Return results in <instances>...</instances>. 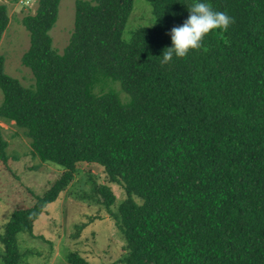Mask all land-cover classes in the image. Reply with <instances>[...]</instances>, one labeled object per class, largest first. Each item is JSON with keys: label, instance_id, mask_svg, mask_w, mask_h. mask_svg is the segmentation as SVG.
I'll use <instances>...</instances> for the list:
<instances>
[{"label": "trees", "instance_id": "1", "mask_svg": "<svg viewBox=\"0 0 264 264\" xmlns=\"http://www.w3.org/2000/svg\"><path fill=\"white\" fill-rule=\"evenodd\" d=\"M146 1L152 23L125 41L133 0H74L57 52L49 30L59 0H36L20 19L28 86L0 54V118L22 131L33 156L61 169L31 205L11 212L0 233L3 264H18L17 233L83 162L102 166L126 193L111 211L114 194L97 189L125 240V264H264V0H199L235 23L169 64L161 55L192 0ZM8 22L0 3V40ZM65 264L91 263L70 252Z\"/></svg>", "mask_w": 264, "mask_h": 264}, {"label": "rangeland", "instance_id": "2", "mask_svg": "<svg viewBox=\"0 0 264 264\" xmlns=\"http://www.w3.org/2000/svg\"><path fill=\"white\" fill-rule=\"evenodd\" d=\"M73 1L59 0L54 25L49 30L51 46L61 52L72 30ZM8 8L9 22L0 40L4 70L15 76L23 86L31 82L29 69L20 63V55L28 45V35L20 24L25 14H33L36 0L10 3L0 0ZM152 23L150 5L146 0H133V8L122 33L129 40L133 29ZM113 87L121 99H126L118 84ZM0 141L4 142L0 156V233L18 207L31 205L58 177L61 169L41 162L30 152L28 140L13 121L0 118ZM71 184L57 198L46 204L33 221L29 231L16 235L18 264H65L67 255L75 252L91 264H125V240L108 208L115 211L126 193L118 183L108 180L102 166L79 163ZM105 186L115 196L108 208L102 203L97 189ZM136 201H139L135 198ZM3 248L0 243V253ZM0 264L2 263L0 256Z\"/></svg>", "mask_w": 264, "mask_h": 264}, {"label": "clouds", "instance_id": "3", "mask_svg": "<svg viewBox=\"0 0 264 264\" xmlns=\"http://www.w3.org/2000/svg\"><path fill=\"white\" fill-rule=\"evenodd\" d=\"M188 18L180 26L170 30L172 46L166 48L162 56V64H169L173 57L185 58L190 51H198L204 40L215 30L227 32L235 23L234 17L227 12L216 11L207 2L192 0L188 6Z\"/></svg>", "mask_w": 264, "mask_h": 264}]
</instances>
